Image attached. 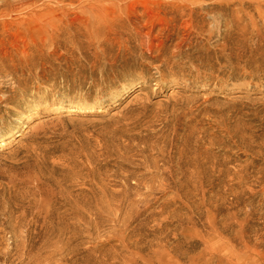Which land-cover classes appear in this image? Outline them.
<instances>
[{
  "label": "rangeland",
  "instance_id": "rangeland-1",
  "mask_svg": "<svg viewBox=\"0 0 264 264\" xmlns=\"http://www.w3.org/2000/svg\"><path fill=\"white\" fill-rule=\"evenodd\" d=\"M98 1L39 0L61 30L0 35V212L11 191L38 214L32 249L0 231V264H264V71L238 50L244 14Z\"/></svg>",
  "mask_w": 264,
  "mask_h": 264
},
{
  "label": "bare ground",
  "instance_id": "bare-ground-1",
  "mask_svg": "<svg viewBox=\"0 0 264 264\" xmlns=\"http://www.w3.org/2000/svg\"><path fill=\"white\" fill-rule=\"evenodd\" d=\"M225 1V6L221 7L224 9H230V6L234 8L232 11L235 14L240 12L244 14L246 19L245 24L240 22H235L237 25V32L244 42V47H238L239 51L246 52L252 51L256 52L259 56V63L255 66L254 71L256 74L263 73L264 71V0H223ZM39 0H0V32L1 36L9 34L13 30H20L34 25H38L42 21V25L46 28H50L53 32L61 30V22H56V11L44 6V4L38 5ZM50 2V1H49ZM47 2V5L49 4ZM100 3L107 4L105 0L98 1ZM158 9H175L181 13H188L189 16H192L197 11L201 12L205 10L202 0H159L152 1ZM197 7V8H196ZM90 12V10L88 11ZM37 19V20H36ZM231 29V30H230ZM227 31H232L233 26ZM225 33V34H224ZM224 43H222L223 51L227 50V43L231 40V34L226 35L224 32ZM222 35V34H220ZM210 39H212V33L209 32ZM229 36V37H228ZM192 40L190 37L185 38L182 41V44L178 47V58H181V46L188 43L190 45ZM26 51H23V53ZM0 65L4 68V62L0 61ZM36 65V64H32ZM28 66V65H25ZM211 66V64L209 65ZM252 69V68H250ZM245 72L246 66H243ZM10 75V74H9ZM8 76V75H5ZM253 76L252 73H244V77ZM31 78L34 80H39V74H34ZM9 100L7 96L0 97V104L4 101ZM83 102V101H81ZM1 145V140H0ZM13 187L15 182L11 181L10 183ZM15 188V187H14ZM10 189V188H9ZM11 191H8L9 199L8 203L4 204L0 212V231L3 232L5 229L4 226L9 224L11 226L10 232L8 234H13V236L18 240L15 245V251L32 249L34 246V238L36 235V224L37 216L31 206L22 207L17 205L13 210L11 206L9 207V201L11 196ZM28 208V209H27ZM17 214V215H15ZM3 238H0V246L3 245ZM4 250V251H3ZM9 244L5 243V247L0 248V256L6 258V255L9 254Z\"/></svg>",
  "mask_w": 264,
  "mask_h": 264
}]
</instances>
